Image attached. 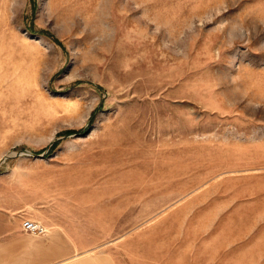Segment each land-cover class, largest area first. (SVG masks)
<instances>
[{
    "label": "rangeland",
    "instance_id": "1",
    "mask_svg": "<svg viewBox=\"0 0 264 264\" xmlns=\"http://www.w3.org/2000/svg\"><path fill=\"white\" fill-rule=\"evenodd\" d=\"M111 164L152 221L264 232V0H0V192Z\"/></svg>",
    "mask_w": 264,
    "mask_h": 264
},
{
    "label": "crops",
    "instance_id": "2",
    "mask_svg": "<svg viewBox=\"0 0 264 264\" xmlns=\"http://www.w3.org/2000/svg\"><path fill=\"white\" fill-rule=\"evenodd\" d=\"M98 171L30 194L1 191L0 264H264V232L227 230L216 244L162 212L152 221L150 179L114 164ZM23 218L46 231L24 232Z\"/></svg>",
    "mask_w": 264,
    "mask_h": 264
},
{
    "label": "built area",
    "instance_id": "3",
    "mask_svg": "<svg viewBox=\"0 0 264 264\" xmlns=\"http://www.w3.org/2000/svg\"><path fill=\"white\" fill-rule=\"evenodd\" d=\"M21 229L24 232L30 233V234H43L46 229L42 224L39 222L32 220L30 218H23L21 221Z\"/></svg>",
    "mask_w": 264,
    "mask_h": 264
},
{
    "label": "trees",
    "instance_id": "4",
    "mask_svg": "<svg viewBox=\"0 0 264 264\" xmlns=\"http://www.w3.org/2000/svg\"><path fill=\"white\" fill-rule=\"evenodd\" d=\"M55 41H57V40H55ZM72 130H70V129H68V130H65L64 132L65 133H70ZM54 142H52L51 144H50V147H53L54 146Z\"/></svg>",
    "mask_w": 264,
    "mask_h": 264
},
{
    "label": "water",
    "instance_id": "5",
    "mask_svg": "<svg viewBox=\"0 0 264 264\" xmlns=\"http://www.w3.org/2000/svg\"><path fill=\"white\" fill-rule=\"evenodd\" d=\"M25 153H28L29 151L28 150H24ZM39 155H42V153H40Z\"/></svg>",
    "mask_w": 264,
    "mask_h": 264
}]
</instances>
